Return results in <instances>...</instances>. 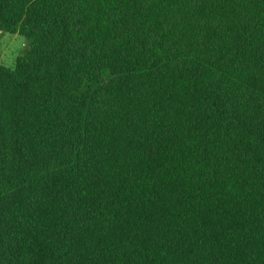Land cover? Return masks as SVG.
Segmentation results:
<instances>
[{
  "label": "trees",
  "instance_id": "16d2710c",
  "mask_svg": "<svg viewBox=\"0 0 264 264\" xmlns=\"http://www.w3.org/2000/svg\"><path fill=\"white\" fill-rule=\"evenodd\" d=\"M0 264H264V0H0Z\"/></svg>",
  "mask_w": 264,
  "mask_h": 264
},
{
  "label": "rangeland",
  "instance_id": "374dc122",
  "mask_svg": "<svg viewBox=\"0 0 264 264\" xmlns=\"http://www.w3.org/2000/svg\"><path fill=\"white\" fill-rule=\"evenodd\" d=\"M24 38L19 35L1 33L0 35V65L15 68L18 58L25 51Z\"/></svg>",
  "mask_w": 264,
  "mask_h": 264
}]
</instances>
